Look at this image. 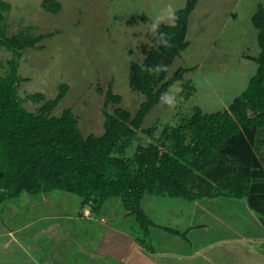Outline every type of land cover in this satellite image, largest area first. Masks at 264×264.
Instances as JSON below:
<instances>
[{
    "label": "trees",
    "instance_id": "16d2710c",
    "mask_svg": "<svg viewBox=\"0 0 264 264\" xmlns=\"http://www.w3.org/2000/svg\"><path fill=\"white\" fill-rule=\"evenodd\" d=\"M197 3L188 0L174 12L171 24L159 25L143 62L130 65L129 85L145 97L137 112L133 115L122 107L109 111L111 103L122 102L109 86L103 106L105 131L85 137L71 108L54 114L69 90L66 83L52 100L41 93L20 95V85L26 81L19 74L25 51L41 48L38 43L53 35H35L33 27H28L9 37L6 14L12 5L0 0V48L11 54L6 70L0 57V218H6L7 210L24 194L34 200L69 194L72 204L58 202L72 205L73 217L74 210L80 216L89 209L94 218L126 220L129 235L148 250L154 222L144 209L145 196L191 203L241 199L264 226V0H257L252 17L260 51L257 56H245L257 65L246 90L222 111L204 113L195 107L178 125L164 127L156 139L155 126L142 128L163 94L195 69L179 68L167 78L169 67L190 45L189 19ZM42 7L58 14L62 6L57 0H43ZM190 83L185 85L190 91L183 90L187 99L196 91ZM27 101L40 103L37 111H29ZM141 131L155 140L141 142ZM135 142V153L128 156ZM22 220L32 222L29 209L14 215L11 222ZM60 238L68 250L67 228L53 234L51 241ZM59 245L56 252L63 261Z\"/></svg>",
    "mask_w": 264,
    "mask_h": 264
},
{
    "label": "rangeland",
    "instance_id": "374dc122",
    "mask_svg": "<svg viewBox=\"0 0 264 264\" xmlns=\"http://www.w3.org/2000/svg\"><path fill=\"white\" fill-rule=\"evenodd\" d=\"M3 1L12 5L11 11L6 14L9 37L28 27H33L35 35H53L38 43L41 48H29L25 51L19 74L26 81L20 85V95L25 98L41 93L47 100H52L58 95L60 85L66 83L69 90L54 114L60 115L66 108H71L79 119L80 130L87 137L90 134L100 136L105 131L103 106L109 86L115 95L122 98L119 105L111 103L109 111L122 107L133 115L137 112L145 97L135 94L129 85L130 65L133 62H143L159 25L171 24L174 12L184 8L188 0H57L62 6L58 14L45 11L42 7L43 0ZM256 9L257 0H198L189 19L187 39L190 45L169 67L167 78H171L179 68L195 69L186 73L183 79L163 94L160 103L145 117L143 129L155 126L156 139L164 127L178 125L181 118L187 112L191 113L195 107L204 113L222 111L246 90L257 65L245 59V56H257L260 51L257 30L252 24ZM0 57L6 70V61L11 54L0 48ZM191 81L196 91L187 99L183 90L190 91L185 85ZM39 106L40 103L31 101L25 103V107L33 112ZM139 136L145 144L155 140L142 131ZM136 147L135 142L127 155H134ZM57 195H62L63 198H56ZM65 198L69 200L66 201ZM34 199L27 194L22 195L7 210L6 218L10 217L12 220V215L26 209H29L32 222L56 214L62 217L55 220L59 224L56 229L66 230V225H69L66 223V214L70 216L73 208L72 205L59 204L58 201L72 204L69 194L56 193L55 196ZM218 201L222 204L233 201L241 208H246L241 199ZM218 201L204 199L193 204L170 197L145 196L144 209L154 222L152 230H163V227L179 230L180 234L185 235L191 216L190 209L195 207L200 210L203 207L212 209L213 212H210L215 214L214 210H218L221 205ZM83 213L92 217L89 209ZM74 215L72 230H76V233L74 232L72 239L76 247L82 248L85 238L90 242L93 254L86 250L84 252L95 255L92 260L80 255L78 264H115L116 261L105 255L112 250V238L113 243H116L113 246L116 247L120 236L109 229L114 228L129 235L130 223L105 216L87 220L79 217L75 210ZM229 216L230 214L226 219ZM236 218L232 214L226 223L234 222ZM101 219H106L108 225H103ZM17 224L25 225L26 222L22 220ZM47 227L48 224L45 223L35 230L39 233ZM105 235L106 238L103 237ZM150 236L153 240L152 232ZM39 240L49 242L51 248H56L58 242V249L62 253L69 252V249L64 250L62 238L57 242L45 237ZM120 241L128 244L130 240ZM126 244L124 246L127 247ZM49 249L45 248L44 254L50 255ZM122 249L126 250L124 247ZM68 254L76 257V251ZM6 255L16 261L18 253L9 249L1 255V259L8 260ZM225 259H228V264H237L232 253ZM252 264L258 263L253 260Z\"/></svg>",
    "mask_w": 264,
    "mask_h": 264
},
{
    "label": "crops",
    "instance_id": "0c3cea01",
    "mask_svg": "<svg viewBox=\"0 0 264 264\" xmlns=\"http://www.w3.org/2000/svg\"><path fill=\"white\" fill-rule=\"evenodd\" d=\"M219 199L229 201L232 198ZM218 202L220 203V201ZM244 202L246 208H241L238 203L233 201L220 203V208L214 210L215 214L211 213L213 212L212 209L208 210L201 207L199 210L193 207L192 210L191 208V216L184 236L180 234L179 230H176L178 233H174L161 226L163 230H152V227L150 233L153 234V244L149 250L138 244L128 234L110 228L109 231L117 233L120 238L117 243L118 246L115 245L116 247L113 246L116 243H113L112 238V250L105 256L116 261L115 264H228V259L225 257L232 253L237 264H252L253 260H256L258 264H264V226L259 217L250 209L248 203ZM83 212L80 215L83 218L96 220L94 217L86 216L87 214ZM11 214L9 213V215ZM228 214H230L229 219H226ZM232 214L235 218L237 217L236 221L231 220L232 222L226 223ZM9 218H0V252L3 255L11 249L16 251L18 256L17 260L14 261L8 255L5 256L8 260L1 259L2 256L0 255V264H78L77 259L80 255L87 256L89 260L95 258V255L84 252L86 250V252L90 251L93 254L87 239L84 238L82 248L76 247L75 241L72 239L76 233V230L75 233L72 230L75 217L71 215L66 216V223L69 224L66 225V228L70 240L72 239L68 253L76 251V257H70L68 253L64 252L62 253L63 261H60L55 247L51 248L49 242L39 240L42 237L51 240L54 233L62 232L61 229H56L59 224L55 223L56 219L60 220L62 217L49 216L25 225L14 224ZM115 219L120 221L119 218ZM101 222L103 225H108L106 219H101ZM45 223L48 224V227L37 233L35 229ZM103 237L106 238V235ZM123 239L126 242L130 241L128 244L122 243L120 240ZM102 241L104 242V239ZM123 247L127 251L123 250ZM45 248H50V255L44 254Z\"/></svg>",
    "mask_w": 264,
    "mask_h": 264
}]
</instances>
